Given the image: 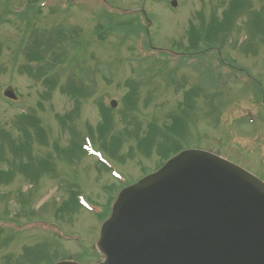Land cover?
I'll return each instance as SVG.
<instances>
[{
	"label": "rangeland",
	"instance_id": "1",
	"mask_svg": "<svg viewBox=\"0 0 264 264\" xmlns=\"http://www.w3.org/2000/svg\"><path fill=\"white\" fill-rule=\"evenodd\" d=\"M171 1L39 0V11L29 6V0H0V127L16 137L18 128L23 126L19 116L36 117L45 129L47 145L34 141L33 154H51L56 162L55 172L42 177L34 186L21 175L0 186V217L11 219L18 214L20 222L37 220L19 227L13 220L0 219V228L5 229L0 235V264H17L26 254L25 247L32 249L37 245L48 247L45 251L50 254V263L70 257L97 264L95 243L102 224L96 214L106 212L111 195L150 174L159 163L156 149L147 157L136 150L129 154L130 147L136 145L149 124L163 128L168 117L180 111L184 93L191 88L199 90L195 107L189 112L191 122L182 148L213 152L264 180V107L258 103L256 89L250 82L257 75L258 79L264 78V46L252 53L257 43L250 42L247 27L252 33L254 26L247 16L237 19L228 44L222 46L224 64L216 49H212L200 50L196 56L187 53L185 62L171 58L168 67L154 63L153 58L142 62L143 57L152 56L145 49L147 38L143 33L128 37L123 26L103 18L106 10L113 14L135 13L139 18L137 24L145 27L147 22L151 48L174 53L178 51L175 43L187 45L188 30L191 25H200L199 17L209 22L213 12L220 18L228 8V0H223V4L222 0H175L177 7H172ZM248 1L256 8L261 0ZM62 29L63 41L58 42L55 32ZM34 39L40 42L34 43ZM44 50L47 56L41 62L35 53L40 55ZM211 65L214 71L206 75ZM29 69H39V79L30 76ZM171 74L173 80L169 79ZM74 75L85 89L84 96H78L80 110L74 115L75 140L81 141L89 130L98 136L97 127L102 120L98 103H117L110 134L123 133L125 140L119 153L124 159L115 160L117 168L110 174L98 166L96 157L56 160L55 142L64 147L73 139L56 115H71L75 109V101L62 93L74 87ZM128 80L141 84L134 109L125 101ZM217 82L222 85L216 93H220V98L207 105V96L215 91L210 86ZM8 90L15 93L16 100L4 96ZM250 119L255 123L251 124ZM103 155L107 161L112 160L104 151ZM77 184L81 185L90 208L59 215L57 209L72 191L79 190ZM18 230L25 231L10 237ZM63 237L81 243L69 238L63 241Z\"/></svg>",
	"mask_w": 264,
	"mask_h": 264
},
{
	"label": "water",
	"instance_id": "2",
	"mask_svg": "<svg viewBox=\"0 0 264 264\" xmlns=\"http://www.w3.org/2000/svg\"><path fill=\"white\" fill-rule=\"evenodd\" d=\"M96 247L99 264H264V183L217 155L184 151L121 192Z\"/></svg>",
	"mask_w": 264,
	"mask_h": 264
},
{
	"label": "trees",
	"instance_id": "3",
	"mask_svg": "<svg viewBox=\"0 0 264 264\" xmlns=\"http://www.w3.org/2000/svg\"><path fill=\"white\" fill-rule=\"evenodd\" d=\"M39 0H29V6L35 7ZM220 3H224L222 0ZM228 8L224 11L221 17H218L216 12L212 13L209 22L205 21L203 17H199L200 25H191L188 30V43L184 46L183 42L177 43V48L183 50L187 53H192L193 50H198L200 45L206 43V47H211L217 45L222 47L227 36L232 32V28L235 22L241 16H247L248 21L253 23L254 19L257 17L256 13L248 10L247 7L240 0H230L227 4ZM40 11V10H39ZM110 21L116 20L111 16H108ZM110 22L116 26H123L125 31L130 36H137L142 31H145L140 24H137V19H124V21ZM137 25H136V24ZM63 32L56 31L54 39L58 42L63 41ZM39 41L34 39L33 42ZM40 42V41H39ZM51 45V43H50ZM52 47V46H51ZM49 50L48 47H45ZM53 48V47H52ZM46 51L39 55L35 53V58L44 62L46 58ZM160 59H152L154 63H161L164 67H168L170 61L165 54H162ZM60 58L62 59L61 55ZM187 57H183L181 62H185ZM146 60V59H144ZM150 61L146 60L145 62ZM161 61V62H160ZM144 62V61H142ZM212 67V66H211ZM212 69L208 68L206 74H212ZM45 73V72H43ZM28 74L32 77L39 79L41 73L38 71H33L29 69ZM75 77V75H74ZM170 80L174 79V75L169 76ZM74 83V87L62 91L63 94L69 95L75 101V109L71 115L59 116L56 115L57 120L63 128H68L71 131L73 139L69 142L67 146L60 147L57 142L53 145V149L56 154V160L69 161L75 157L86 156L87 152L83 149L84 141H77L76 133L72 128L74 125V115L80 110V99L78 96H84V87L82 86L80 80L71 79ZM210 82V81H209ZM46 84V83H45ZM128 89V93L125 96V101L131 106L137 102V91L141 84L134 82L133 80H128L125 83ZM219 83H215L210 86L212 90L218 89ZM198 87L191 88L189 91L184 93V99L181 102V109L178 113H172L168 117V123L164 125L163 128L158 127L157 124L152 123L148 125V130L138 138L135 146H131L129 154L136 150L138 153L145 154L149 157L152 153V149H156V154L159 157L160 165H163L169 158L179 153L183 148L181 143L186 141L184 137L188 132V124L191 122L189 118V112H191L195 107V98L198 96ZM216 93H211L207 98H211L212 95ZM217 95V94H216ZM100 109V116L102 120L99 122L97 130L98 136H95L92 130H89V136L92 138L96 144L100 145L102 151H104L112 160L123 161L124 156L119 153V149L124 143L123 133L118 132L113 135L110 134L113 125V110L104 107L101 102L98 103ZM20 123L23 125L18 128L19 135L13 137L8 131L0 127V186L8 185L15 176L21 175L26 180H28L32 185L40 183L41 178L48 174L55 172L56 162L55 158L51 154L43 155L44 157H35L34 147L37 145L45 146L47 145V136L45 129L41 126V121L33 116H28L21 114L19 116ZM95 139V140H94ZM101 165V164H99ZM104 168V166L101 165ZM107 170V169H106ZM34 186V185H33ZM77 188L79 185L77 184ZM80 192L72 191L69 199L64 202L62 206L57 209L59 215L68 214L70 212L75 213L78 210L83 209V206L79 203L78 195ZM16 219L18 216L16 215ZM3 229H0V235L3 234ZM12 234L10 237H14ZM0 246L2 244L0 243ZM37 248L25 247L26 254L23 258H19L21 261H17V264H49L50 254L45 250L48 249L45 245H37ZM45 251L44 254H41ZM80 260V259H79ZM81 261V260H80Z\"/></svg>",
	"mask_w": 264,
	"mask_h": 264
},
{
	"label": "flooded vegetation",
	"instance_id": "4",
	"mask_svg": "<svg viewBox=\"0 0 264 264\" xmlns=\"http://www.w3.org/2000/svg\"><path fill=\"white\" fill-rule=\"evenodd\" d=\"M262 10V9H261ZM262 37V39H264V36H261ZM262 46H264V41H261V42H259L258 44H257V47L255 48V51L257 50V49H259V48H261ZM263 49H264V47H263ZM256 55V54H255ZM256 57V56H255ZM263 64H264V62H263ZM262 64V65H263ZM257 84H258V86L262 89L261 91H262V93L264 92V79L263 80H256L255 81ZM264 96V95H263ZM260 132H262V131H260Z\"/></svg>",
	"mask_w": 264,
	"mask_h": 264
}]
</instances>
